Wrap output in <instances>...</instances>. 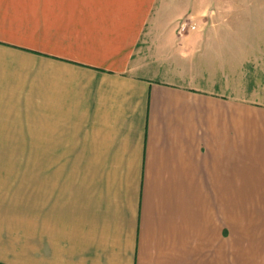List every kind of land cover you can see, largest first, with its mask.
Returning <instances> with one entry per match:
<instances>
[{
	"label": "crops",
	"instance_id": "1",
	"mask_svg": "<svg viewBox=\"0 0 264 264\" xmlns=\"http://www.w3.org/2000/svg\"><path fill=\"white\" fill-rule=\"evenodd\" d=\"M29 88L0 264H264V0H0V131Z\"/></svg>",
	"mask_w": 264,
	"mask_h": 264
},
{
	"label": "rangeland",
	"instance_id": "2",
	"mask_svg": "<svg viewBox=\"0 0 264 264\" xmlns=\"http://www.w3.org/2000/svg\"><path fill=\"white\" fill-rule=\"evenodd\" d=\"M214 10L217 16L221 14L214 5L201 13H194L201 30L205 27L206 31L210 27V24L205 25V22L209 20L205 16H210ZM249 34L245 31L242 35L247 38ZM36 89H21L18 92L16 101L21 104L10 105L13 107V112L9 115L4 114V118L7 115L13 120L4 121L3 129L0 131V209L16 210V216L23 221L26 215L28 188H32L33 183L35 188L38 183L41 185L42 177V138L41 135H30L36 132L41 133V130L30 128L34 123L32 118L37 120L39 116V112L37 113L39 108L26 104L27 101L36 100L31 96ZM258 220L259 224H264V218H258Z\"/></svg>",
	"mask_w": 264,
	"mask_h": 264
},
{
	"label": "built area",
	"instance_id": "3",
	"mask_svg": "<svg viewBox=\"0 0 264 264\" xmlns=\"http://www.w3.org/2000/svg\"><path fill=\"white\" fill-rule=\"evenodd\" d=\"M214 16H215V12L212 11L210 16L206 15L205 17H208V19H212ZM199 30H201L200 26L192 17H187L178 22L177 33L179 37L185 36L186 34L196 32Z\"/></svg>",
	"mask_w": 264,
	"mask_h": 264
}]
</instances>
